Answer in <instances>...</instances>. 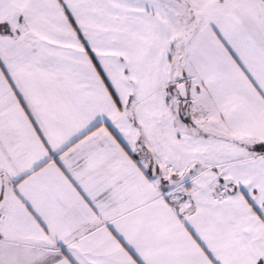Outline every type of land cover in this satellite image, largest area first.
Returning <instances> with one entry per match:
<instances>
[{
    "label": "snow or ice",
    "instance_id": "obj_1",
    "mask_svg": "<svg viewBox=\"0 0 264 264\" xmlns=\"http://www.w3.org/2000/svg\"><path fill=\"white\" fill-rule=\"evenodd\" d=\"M0 264H264V0H0Z\"/></svg>",
    "mask_w": 264,
    "mask_h": 264
}]
</instances>
